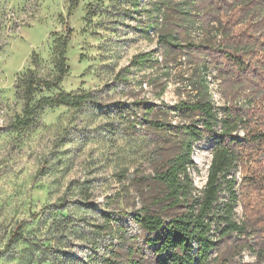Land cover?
Returning a JSON list of instances; mask_svg holds the SVG:
<instances>
[{
  "label": "rangeland",
  "instance_id": "obj_1",
  "mask_svg": "<svg viewBox=\"0 0 264 264\" xmlns=\"http://www.w3.org/2000/svg\"><path fill=\"white\" fill-rule=\"evenodd\" d=\"M72 1L0 0V264H158L154 235L133 216L147 209L169 219L185 210L170 204L156 177L182 150L180 127L201 123L180 104L197 101L206 85L216 108L242 103L253 82L240 86L243 75L209 65H223L211 50L230 16L219 8L223 0H172L170 7L78 0L71 8ZM60 36H69V72L60 88L36 97L89 91L97 102L46 108L32 125L13 127L25 106L23 76L32 69L40 78L57 75ZM142 53L149 59L133 64ZM215 146L211 137L194 141V197ZM232 176L235 218L249 232L212 230L218 242L209 264H264V188L243 186L240 166ZM20 223L23 238L7 249Z\"/></svg>",
  "mask_w": 264,
  "mask_h": 264
},
{
  "label": "trees",
  "instance_id": "obj_2",
  "mask_svg": "<svg viewBox=\"0 0 264 264\" xmlns=\"http://www.w3.org/2000/svg\"><path fill=\"white\" fill-rule=\"evenodd\" d=\"M77 2L72 1L71 8ZM225 2L229 3L227 8ZM162 3L169 7L173 5L172 0H162ZM219 8L230 12V16L222 29L221 43L212 46L211 50L223 58V65L216 59H211L209 65L220 68L226 64L229 76L233 77L236 72L243 75L240 86L245 85L244 79H252L251 93L242 103L216 108L206 85L197 101L180 104L181 108L196 113L201 123L180 127L186 135L182 150L156 177L166 186L170 204L173 207L183 205L185 210L169 219L147 209H141L133 216L145 232L154 235L150 242L155 245L158 264H209L210 254L217 249L218 242L212 230H217L220 237L249 232L246 222L235 218L240 197L236 178L231 177L234 169L239 166L243 169V186L264 188V25H260L264 24V0H223ZM171 38L178 40L173 35ZM68 44L69 36L56 39V76L40 78L34 69L23 76L25 106L13 127L32 125L46 108L81 107L97 102L96 93L89 91L70 93L60 90L55 95L36 97L39 90L60 88L70 69ZM149 57V53L136 55L133 64L142 65ZM33 62L39 64L37 53H34ZM154 125L164 126L161 123ZM241 130L244 137L239 135ZM202 137L213 138L216 146L206 185L201 194L194 197L198 188L190 168L196 166L192 158L194 141ZM224 193H227L225 198ZM21 238L22 223L12 233L7 249Z\"/></svg>",
  "mask_w": 264,
  "mask_h": 264
}]
</instances>
